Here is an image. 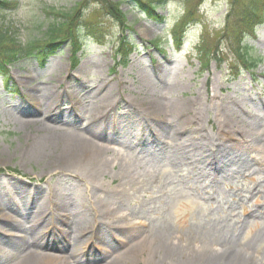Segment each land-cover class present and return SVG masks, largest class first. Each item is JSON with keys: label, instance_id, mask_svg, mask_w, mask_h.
Returning <instances> with one entry per match:
<instances>
[{"label": "rangeland", "instance_id": "obj_1", "mask_svg": "<svg viewBox=\"0 0 264 264\" xmlns=\"http://www.w3.org/2000/svg\"><path fill=\"white\" fill-rule=\"evenodd\" d=\"M10 1L16 9L0 17L27 42L53 21L49 9L70 12L83 0ZM118 1L126 31L85 0L78 66L65 43L45 68L23 60L9 82L0 74V264H26L30 254L31 264H194L228 250L264 264V21L245 40L261 60L255 69L240 65L230 40L253 0H237L227 30L233 0H203L181 47L172 31L191 0H167L163 23ZM125 36L127 63L117 51ZM203 44L220 49L206 69ZM201 141L209 155L236 147L240 165L227 164L226 180L172 158L179 147L197 158Z\"/></svg>", "mask_w": 264, "mask_h": 264}, {"label": "trees", "instance_id": "obj_2", "mask_svg": "<svg viewBox=\"0 0 264 264\" xmlns=\"http://www.w3.org/2000/svg\"><path fill=\"white\" fill-rule=\"evenodd\" d=\"M89 1V0H88ZM98 1L101 4L102 10L106 11V14L114 16L122 26L124 30L130 28L129 19L127 13L123 10L122 1L112 0H93ZM127 1V0H123ZM131 1V0H130ZM135 3L143 8L147 14L155 21H163L164 16L158 13L160 8H163L167 0H134ZM193 6H190L183 16L178 28L175 30V36L178 39L180 33L179 30L183 29L191 20H193L197 13H200V6L203 0H191ZM264 0H253V6L256 9L247 10L246 14L243 15L235 24L234 29L236 30L231 37L237 38L236 42V53L239 60L247 68L256 67L257 60L252 59L249 48L245 45H241L242 39L244 40L245 35L254 32L255 25L262 21V12H259V6ZM85 4V0L77 3L73 11L65 12L62 10H56L51 8L47 13L54 17L53 21L45 28L41 36H37L27 42H23L16 32V27L10 25L5 21L6 18L0 17V63L5 66H13L17 62L29 59H38L40 65L44 67L48 62L49 58L54 55L65 43H70L73 50V59L79 63V54L83 50V37L81 36L80 27L81 22L84 19L82 17V9ZM237 0H233L232 9L228 15L227 28L232 23V17L235 15ZM17 3L14 4L10 0H0V8L4 10L16 8ZM258 7V8H257ZM3 19V20H2ZM88 28L92 34H97L100 26H96L93 23H88ZM182 31V30H181ZM101 35V32H100ZM228 36V33L225 34ZM124 39H122V46L125 45ZM122 50V48H121ZM120 51V50H119ZM204 49L201 48V55H203ZM131 54V48H128L124 52V61H127ZM205 57L202 56V63L204 66H208L211 59V52L206 51ZM7 67H4L5 72Z\"/></svg>", "mask_w": 264, "mask_h": 264}, {"label": "bare ground", "instance_id": "obj_3", "mask_svg": "<svg viewBox=\"0 0 264 264\" xmlns=\"http://www.w3.org/2000/svg\"><path fill=\"white\" fill-rule=\"evenodd\" d=\"M203 144L204 142L201 141V146L197 148L200 153L197 156V158L191 157L189 159L187 158L185 159V153L183 152V149L181 147L173 151V153L171 154L172 158H174L179 164H181V161H183L182 163L184 164H186V162L190 163L191 166H195L200 172H202L207 177V179H212L216 182H219L221 180H226L228 177L227 176L228 171H225L227 164L233 162L234 164L240 165V159H238L236 155H234L236 151V147L235 146L228 148L224 147L225 149L222 148L219 154H217L216 150H212V152L210 150V155H209L207 148L203 146ZM84 145L86 144L84 143ZM74 147L76 148V151L82 149V146L81 147L74 146ZM219 148L221 147L219 146ZM92 151L94 152V148ZM181 156L183 157L182 160H181ZM99 160H101V158H99ZM210 166H212V168H210ZM36 203L38 204L39 209H41V211L38 212V217L39 219L43 220L46 217V214L42 211L45 205L43 201V197H41ZM262 217L264 218V214H262ZM39 223L40 222H37L34 227L35 231L33 234V239L35 241H37L38 239L42 240V238L40 237V229L38 230ZM260 234L264 235V229L260 232ZM78 240L81 241L80 236ZM247 253H249V251H244V250H243V255H238L236 250L235 251L228 250L227 252H224L223 254L218 256H213L203 253V254H199V256L195 258L194 264H199L198 262H200V264H203L204 262H205L204 264H222V263L226 264L227 261L230 259L236 260L234 264H240V263L254 264L252 258ZM69 254L70 255L74 254L73 250H69ZM28 256L29 259L26 260V264H31L35 260L33 257L34 255L30 254ZM222 260H224V262H222Z\"/></svg>", "mask_w": 264, "mask_h": 264}, {"label": "clouds", "instance_id": "obj_4", "mask_svg": "<svg viewBox=\"0 0 264 264\" xmlns=\"http://www.w3.org/2000/svg\"><path fill=\"white\" fill-rule=\"evenodd\" d=\"M25 7H24V5L23 6H21L13 15H14V17H16V18H21L22 16H23V14H24V12H25Z\"/></svg>", "mask_w": 264, "mask_h": 264}]
</instances>
